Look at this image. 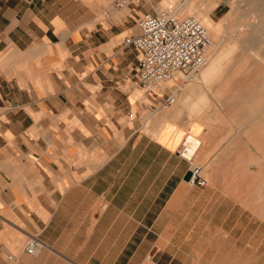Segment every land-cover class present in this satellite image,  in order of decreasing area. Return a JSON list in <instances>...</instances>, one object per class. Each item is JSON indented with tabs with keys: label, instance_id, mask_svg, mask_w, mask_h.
I'll use <instances>...</instances> for the list:
<instances>
[{
	"label": "crops",
	"instance_id": "1",
	"mask_svg": "<svg viewBox=\"0 0 264 264\" xmlns=\"http://www.w3.org/2000/svg\"><path fill=\"white\" fill-rule=\"evenodd\" d=\"M113 1L0 0V264H264V92L207 88L219 53L140 99L124 38L159 0Z\"/></svg>",
	"mask_w": 264,
	"mask_h": 264
},
{
	"label": "built area",
	"instance_id": "2",
	"mask_svg": "<svg viewBox=\"0 0 264 264\" xmlns=\"http://www.w3.org/2000/svg\"><path fill=\"white\" fill-rule=\"evenodd\" d=\"M133 1L114 0L112 6L121 8ZM137 27L138 32L125 37L124 44L137 52L135 77L143 93L151 92L158 84L176 77L182 85L193 81L210 58L208 30L195 15H179L172 7H157L144 12L138 18ZM173 101V95L167 97L163 107ZM126 115L129 120L134 118L132 111ZM194 137L190 134L184 137L178 155L188 164L187 171L191 173L188 181L203 186L206 183L201 175L203 166L195 159L200 141ZM38 246V238L31 235L24 250L34 254Z\"/></svg>",
	"mask_w": 264,
	"mask_h": 264
},
{
	"label": "rangeland",
	"instance_id": "3",
	"mask_svg": "<svg viewBox=\"0 0 264 264\" xmlns=\"http://www.w3.org/2000/svg\"><path fill=\"white\" fill-rule=\"evenodd\" d=\"M168 1L159 0L154 7H162ZM194 1V10L207 13L218 27L219 42L215 41L214 45V40L211 41L210 58L219 52L221 45L227 46L220 50L221 60L216 69L203 78L205 86L210 89L219 83L223 90L231 86L237 88L245 94L243 101L248 103L247 107H251L244 112L256 113V105L262 103L261 92H264V0ZM136 95L143 98L141 90H137ZM206 102L211 101L202 100V107Z\"/></svg>",
	"mask_w": 264,
	"mask_h": 264
},
{
	"label": "bare ground",
	"instance_id": "4",
	"mask_svg": "<svg viewBox=\"0 0 264 264\" xmlns=\"http://www.w3.org/2000/svg\"><path fill=\"white\" fill-rule=\"evenodd\" d=\"M194 3H195L194 0H169L166 3V5L167 4H171V5L170 6L164 5V6L172 7L177 13H181V14H185V15L186 14H192V15H195L196 17H198L200 19V21L205 25V27L208 30V34H209V38H210V46L213 43V42H211L212 40H214V45H215V41L219 42L218 27L214 24L213 18L208 16L207 13H203L202 11L194 10V8H195ZM174 4H175V7H173ZM224 47L227 48V46H224ZM224 47H222V45H221V48H223V50L225 49ZM221 48L219 49V52H217L215 54L213 53L211 55V60H213L215 58V56L220 53V50H222Z\"/></svg>",
	"mask_w": 264,
	"mask_h": 264
},
{
	"label": "water",
	"instance_id": "5",
	"mask_svg": "<svg viewBox=\"0 0 264 264\" xmlns=\"http://www.w3.org/2000/svg\"><path fill=\"white\" fill-rule=\"evenodd\" d=\"M190 175H191V173L189 171H187L186 174H185V179L186 180H189Z\"/></svg>",
	"mask_w": 264,
	"mask_h": 264
}]
</instances>
